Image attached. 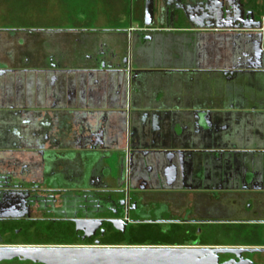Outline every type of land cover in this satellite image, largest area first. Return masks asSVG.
<instances>
[{
	"label": "crops",
	"instance_id": "obj_1",
	"mask_svg": "<svg viewBox=\"0 0 264 264\" xmlns=\"http://www.w3.org/2000/svg\"><path fill=\"white\" fill-rule=\"evenodd\" d=\"M122 1L115 17H108L111 28L60 36L69 40H58L59 58L49 55L41 68L28 67L43 73L18 75L34 83L53 74L43 103L50 117L55 113L60 124L80 121L92 132L101 130L103 145L93 151L103 158L108 181L117 180L123 158L125 185L145 191L169 189L165 169L200 170L219 178L239 165L264 168V24L255 30L253 22L206 20L203 5L201 21L181 19L146 29L142 12L122 9ZM241 1L257 14L256 0ZM71 35L79 38L71 42ZM108 38L123 57L108 58ZM99 47L107 48L104 58L95 57ZM13 76L0 78V109H41L32 83L28 96L22 93L19 104L13 101ZM6 98L12 102L1 105ZM212 183L188 181L198 188Z\"/></svg>",
	"mask_w": 264,
	"mask_h": 264
},
{
	"label": "flooded vegetation",
	"instance_id": "obj_2",
	"mask_svg": "<svg viewBox=\"0 0 264 264\" xmlns=\"http://www.w3.org/2000/svg\"><path fill=\"white\" fill-rule=\"evenodd\" d=\"M146 1L132 0L131 6V12H142L143 21ZM153 1L157 25L173 24L171 7H183L176 0ZM182 1H187L185 10L189 16H201L198 0ZM256 1V20L260 21L264 0ZM212 2L216 4V0ZM228 5L235 10L236 18L240 17L238 0H227L226 7ZM139 34L150 38L148 34ZM44 40L43 33L33 29L27 33L21 29H0V78L8 73L14 75L10 86L12 97L17 98L13 101L18 104L20 95L27 94L32 83L41 106L35 111L0 109V248L102 247L106 238H121L134 228L147 225L161 228L157 235L170 241L143 247L234 249L235 254L213 255L210 261L264 264V244L219 245L207 244L202 239L216 226L264 234V168L239 165L233 171L219 174V178L200 170L165 169L162 175L169 189L145 191L141 186L125 185L122 158L119 160L122 168L114 174L117 180L109 182L103 158H97L98 154L93 151L96 144L103 145V132H92L80 121L60 124V116L53 113L51 118L50 112L43 108L47 80L41 78L36 83H27L25 77L18 76L44 72L28 68L45 65L43 58H48V49ZM110 43L108 38V58L115 54L123 57L121 48H111ZM106 49L99 47L95 57L104 58L102 54ZM8 102L12 100L6 98L1 105L7 106ZM74 146L87 150L75 151L71 149ZM175 180L180 183L175 185ZM206 180L213 183L202 188L188 184V181ZM229 180H234V184H228ZM96 221L101 222L99 229L93 224ZM42 228L48 231L62 228L58 232L61 241L51 244L27 241L29 235L37 234ZM125 243L118 245L126 246ZM0 264L40 263L15 258L2 260Z\"/></svg>",
	"mask_w": 264,
	"mask_h": 264
},
{
	"label": "rangeland",
	"instance_id": "obj_3",
	"mask_svg": "<svg viewBox=\"0 0 264 264\" xmlns=\"http://www.w3.org/2000/svg\"><path fill=\"white\" fill-rule=\"evenodd\" d=\"M122 3L124 6L122 9L126 7V10L131 11L132 0H123ZM117 4H119V0H0V29H21L24 33L33 29L35 32L43 33L46 40H44V44L48 45V56L59 58L56 55L58 40H61V42L69 40L67 39L69 37L59 39L60 36L75 32L86 36L80 32L95 34V30L111 28L114 24L111 22L108 25L110 23L108 17H115V11L118 8ZM70 37L71 42L79 38H73L72 35ZM29 40L31 41V39ZM53 77V74L47 75V85L49 87L53 84ZM122 87L124 88V86ZM61 229L50 228L49 231L44 228L38 229L37 234L29 235L27 241L41 244L60 242L58 232ZM159 231H161V228H155V226L134 228L126 236L116 239L110 238V240L114 239V242L106 238L102 245H118L120 241L128 243L136 240L140 242L143 233L150 235L149 238H144L146 239L143 241L144 244H154V238H163V236H158ZM238 231L235 227L234 230H228L222 226H216L210 228L202 239L207 244L219 245L264 244L263 233H259V235L253 234L250 229ZM19 241L23 242V239H19ZM169 241L166 238L165 242L168 243Z\"/></svg>",
	"mask_w": 264,
	"mask_h": 264
},
{
	"label": "water",
	"instance_id": "obj_4",
	"mask_svg": "<svg viewBox=\"0 0 264 264\" xmlns=\"http://www.w3.org/2000/svg\"><path fill=\"white\" fill-rule=\"evenodd\" d=\"M179 1L183 7H171L170 17L172 22L178 23L181 19L189 22H198L202 16H189L185 10L187 1ZM199 1V0H198ZM227 0H212L198 2L199 6L205 5L206 20L231 21L235 23L253 22V29L263 30L264 19L256 20L253 11L246 12L244 4L238 0L240 17L236 18V12L232 6L226 7ZM215 8V11H214ZM176 12V13H175ZM190 14H193L190 12ZM194 15V14H193ZM198 15V14H197ZM157 25L154 13V1L147 0L144 10V27L150 29ZM121 223L120 221H114ZM96 229L101 222L96 221ZM252 253V250H247ZM257 251V250H256ZM260 251V250H258ZM234 249H208L191 248L178 249L171 247H94V248H0V261L20 258L40 264H216L210 261L211 256L218 254H235ZM229 264V263H227Z\"/></svg>",
	"mask_w": 264,
	"mask_h": 264
},
{
	"label": "trees",
	"instance_id": "obj_5",
	"mask_svg": "<svg viewBox=\"0 0 264 264\" xmlns=\"http://www.w3.org/2000/svg\"><path fill=\"white\" fill-rule=\"evenodd\" d=\"M146 237V239H147V237L149 238L150 237V235L149 234H146L145 235V233H143L142 234V237H141V241L140 242H138V241H136V240H134V242H128V245H134V246H141V245H144V242L143 241H145L146 239H144ZM152 237H153V235H152ZM159 238V237H158ZM154 240H155V242H154V244H151V245H160V244H162V242H164L165 243V241H166V238L165 239H156V238H154ZM122 241H120L119 243H121ZM160 243V244H159Z\"/></svg>",
	"mask_w": 264,
	"mask_h": 264
}]
</instances>
